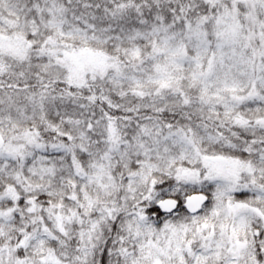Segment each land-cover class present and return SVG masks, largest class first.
<instances>
[{"label": "snow or ice", "instance_id": "obj_1", "mask_svg": "<svg viewBox=\"0 0 264 264\" xmlns=\"http://www.w3.org/2000/svg\"><path fill=\"white\" fill-rule=\"evenodd\" d=\"M0 264H264V0H0Z\"/></svg>", "mask_w": 264, "mask_h": 264}]
</instances>
